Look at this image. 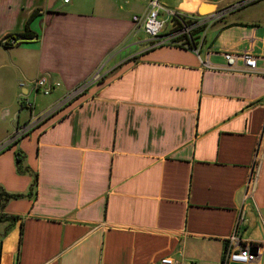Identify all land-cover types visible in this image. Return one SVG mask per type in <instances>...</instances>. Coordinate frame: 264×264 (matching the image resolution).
Masks as SVG:
<instances>
[{
  "label": "crops",
  "instance_id": "obj_1",
  "mask_svg": "<svg viewBox=\"0 0 264 264\" xmlns=\"http://www.w3.org/2000/svg\"><path fill=\"white\" fill-rule=\"evenodd\" d=\"M237 1L161 0L195 13ZM147 10L148 0H0V141L28 118L25 97L43 110L102 66L0 153V188L21 194L0 200V264H220L240 206L242 240L264 241V73L226 69L224 55H264V2L221 13L191 47L150 48L133 20ZM27 28L31 39L13 35ZM41 76L48 94L34 88Z\"/></svg>",
  "mask_w": 264,
  "mask_h": 264
},
{
  "label": "built area",
  "instance_id": "obj_2",
  "mask_svg": "<svg viewBox=\"0 0 264 264\" xmlns=\"http://www.w3.org/2000/svg\"><path fill=\"white\" fill-rule=\"evenodd\" d=\"M255 1L257 0H238L232 5L224 8V11L221 10L200 14L166 7L161 0H148L147 12L134 15L133 20L136 23L137 28H143L148 34L150 48L163 44L180 45L185 42V38H183L184 34H189L194 29L207 25L210 21L220 17L223 12L243 7ZM160 14L163 15L161 16ZM224 55L227 59L226 69L248 73H264V67L258 66V59H262L264 63V55H255L248 50L239 53L225 52ZM237 58L242 59V65H239L236 62ZM101 67L102 66L94 71L83 82L67 91L58 100L43 110H37L35 107V101L29 97H25L21 104L30 111V114L22 124L13 128L9 136L0 141V153L19 142L37 126L56 114L76 97L84 93L91 84L102 77ZM54 84L59 85L60 83L54 82ZM50 86L51 83L47 76H41L34 82L35 90L42 92L43 94H48L50 92ZM258 168L259 165L254 164L249 175L247 193L251 195L257 184ZM244 220L243 206H240L235 219L233 231L225 239L226 246L220 264H230L231 262H260L261 264H264V241L253 242L242 240L240 227L244 223ZM252 248H256V250L252 251ZM157 263L181 264L178 259L170 255L160 257Z\"/></svg>",
  "mask_w": 264,
  "mask_h": 264
},
{
  "label": "trees",
  "instance_id": "obj_3",
  "mask_svg": "<svg viewBox=\"0 0 264 264\" xmlns=\"http://www.w3.org/2000/svg\"><path fill=\"white\" fill-rule=\"evenodd\" d=\"M205 26L206 25L200 26V27L194 29L189 34H184L183 35V38H185V42H183L180 45L179 44H175V45H179V46H183V47H191V46L195 45L196 33L199 30H203L205 28ZM13 35H19V34H13ZM22 35L26 36L29 39H31L33 37V33L30 32L28 30V28H27V30H25V32ZM190 41H191V43H190ZM184 43H186V44H184ZM20 195L21 194H19V193H11V192H8V191L4 190L3 188H0V200L3 201L2 202V205H4V203L6 201H8L9 199H11V198H18Z\"/></svg>",
  "mask_w": 264,
  "mask_h": 264
},
{
  "label": "water",
  "instance_id": "obj_4",
  "mask_svg": "<svg viewBox=\"0 0 264 264\" xmlns=\"http://www.w3.org/2000/svg\"><path fill=\"white\" fill-rule=\"evenodd\" d=\"M200 13H202V14H205V13H207V12H203L204 11V7H203V5L200 7ZM208 12H210V11H208ZM19 36V38L20 39H22V40H27V39H29V38H27L26 36H24V35H18ZM256 250V248H252V251H255Z\"/></svg>",
  "mask_w": 264,
  "mask_h": 264
},
{
  "label": "rangeland",
  "instance_id": "obj_5",
  "mask_svg": "<svg viewBox=\"0 0 264 264\" xmlns=\"http://www.w3.org/2000/svg\"><path fill=\"white\" fill-rule=\"evenodd\" d=\"M262 2H264V0H262ZM203 7L205 8V5H203ZM207 7V6H206ZM207 10H212L211 8H206V9H204V13L207 11ZM208 12V11H207ZM211 12V11H210ZM261 19L262 20H264V13L262 12V14H261Z\"/></svg>",
  "mask_w": 264,
  "mask_h": 264
}]
</instances>
